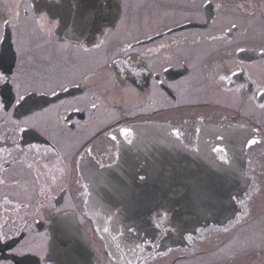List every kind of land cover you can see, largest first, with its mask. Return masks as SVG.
<instances>
[{"label": "flooded vegetation", "instance_id": "1", "mask_svg": "<svg viewBox=\"0 0 264 264\" xmlns=\"http://www.w3.org/2000/svg\"><path fill=\"white\" fill-rule=\"evenodd\" d=\"M157 1L120 0L116 23L94 39L77 42L58 34L59 20L44 10L60 0H0V72L15 75L27 96L24 108L0 111V232L12 237L0 244V264H55L53 224L65 216L84 228L94 264H264L261 244L234 246L236 257L228 262L203 260L216 254L220 243L218 249L232 242L236 226L244 228L241 238L246 239L249 223L259 218L264 222V203L259 215L250 214L256 211L254 195L264 188L258 182L264 173V142L246 148V161L239 159L245 167H230L247 139L257 135L264 141L259 108L264 103V37L248 38L256 22L264 26V0H160L165 21L153 14ZM233 23L237 28L229 32ZM210 69L217 72L215 77ZM222 75L228 78L221 81ZM206 79L211 99H196L198 90L185 97L182 85L198 86ZM15 98L12 82L0 85V102L14 104ZM29 117L36 118L39 128L22 124L21 133L14 122ZM146 123L179 130L192 155L201 145L210 155L217 154L214 147H224L228 167L245 175V204L238 221L197 238L217 239L214 247L202 248L201 242L189 250L123 246L114 258L97 233L85 203L89 196L83 195V186L90 187L84 174L117 161L125 141L119 129ZM107 224L116 231L113 223ZM21 244L32 252L14 255ZM196 253L203 258L200 262L184 261Z\"/></svg>", "mask_w": 264, "mask_h": 264}, {"label": "water", "instance_id": "2", "mask_svg": "<svg viewBox=\"0 0 264 264\" xmlns=\"http://www.w3.org/2000/svg\"><path fill=\"white\" fill-rule=\"evenodd\" d=\"M57 8L54 16L60 18V33L74 40L94 37L120 12L118 0H61ZM130 128L133 142H121L117 161L97 173L88 170L84 174L90 183V210L98 228L108 227V222L116 226V231H100L113 255L119 254L117 241L136 239L137 234L149 241L154 240L149 235L159 236L148 247H180L184 235L227 225L241 214L243 173L232 172L203 145L192 155L172 135L173 129L156 123ZM243 145L233 155L232 169L246 166L239 162L247 156ZM130 220L135 223L131 222L134 232L123 229ZM89 246L84 230L73 218L56 220L51 244L55 264H93Z\"/></svg>", "mask_w": 264, "mask_h": 264}, {"label": "rangeland", "instance_id": "3", "mask_svg": "<svg viewBox=\"0 0 264 264\" xmlns=\"http://www.w3.org/2000/svg\"><path fill=\"white\" fill-rule=\"evenodd\" d=\"M161 4V1L158 0L157 1V6L155 7L154 11H153V14L154 15H157V14H160L161 15V21H165V18L167 17V13L165 12L164 8H162V6L160 5ZM227 18V17H225ZM264 37V26L257 23L255 25H253V28H252V32L248 35V38H262ZM210 51V49L207 50V52ZM215 74H217L216 71H213L212 69H210L209 71V75L210 76H214L215 77ZM204 79V77H202ZM202 80V79H201ZM209 85H210V80H205V83H202L198 86H189L188 84H184L182 85V91L184 92L185 94V97L186 98H191V94L198 90L200 91L199 92V97H197L196 99H201V100H208V99H211L212 97V94L209 92ZM192 92V93H190ZM251 112H255L256 113V109L255 107H251ZM261 113H264V110H261ZM262 154H263V159H264V148L262 150ZM263 168H264V162H263ZM255 176V175H254ZM260 181H263L264 182V173L263 175L259 178L258 182ZM263 194H264V188L262 190L259 191V194H256L254 195V200L251 201L252 205H255L256 207V211L253 210V212H251L250 214H253L254 212L255 213H258L259 209L262 207V204L264 203V198H263ZM258 202L260 205H258ZM248 215V220L250 221L252 216L251 215ZM260 213H258L259 215ZM248 220H245V221H248ZM247 227V228H246ZM245 229L246 231H248L247 233V236H246V239L241 238L242 234H241V229H242V232L244 233V228L241 227L240 225L239 226H236L234 229L236 231H238L236 233V235H234V238L232 240V242L224 249H218L220 247V245H218L216 248V254L214 255H211L210 258H206V259H198L199 256L198 253L194 254L192 257H194V259H185L184 261L186 262H193V261H201L202 259L203 260H217V261H231L232 259H234L236 257V250H234V246H237V247H242V244L244 243L245 246H259L260 244L261 245H264V222H262V220L259 218V220H255V221H252L251 223L248 224V226H246ZM186 240L189 241V238H187ZM197 241V242H196ZM196 241L194 242L193 241V244H200L201 242V245L202 248L203 247H206L208 248L209 246L212 248L214 247V245L216 244L217 242V239H212L210 240V237H203L201 239H196ZM242 243V244H241ZM201 251V250H200ZM199 251V252H200ZM197 256V257H195ZM215 256V257H214ZM238 256V254H237Z\"/></svg>", "mask_w": 264, "mask_h": 264}, {"label": "snow or ice", "instance_id": "4", "mask_svg": "<svg viewBox=\"0 0 264 264\" xmlns=\"http://www.w3.org/2000/svg\"><path fill=\"white\" fill-rule=\"evenodd\" d=\"M217 7H219V5H217ZM17 15H18V13H17ZM5 22L6 23H10V21H5ZM236 28H237V25L233 23L231 25V28L228 29V31L231 32L233 29H236ZM213 39H217V37H213ZM239 51L243 52V51H246V49L240 48ZM260 55L262 57H264V49H262ZM227 78L228 77L222 75V76H220L219 79L221 81H224ZM16 81H17V77L15 75L12 76L11 78H9V76H7L5 73L0 72V85H4L5 87H7L8 84L10 82H12L14 84L15 89H16V98H15L14 104L6 105V104L0 102V111H6L8 107H13V108H15L17 110L22 109V108L25 107V104L27 103V96H26V94H22L21 93V85L19 83H16ZM240 87L243 88L244 85H241ZM24 92L26 93L27 89H25ZM53 94L55 95V93H53ZM260 95L264 96V92H261ZM253 99H255V96H253ZM92 107L95 108L96 104H93ZM259 108L261 110H264V103H260L259 104ZM14 123H16V128L21 133H23L25 131V128L21 127L22 124L23 125H28L29 127H32V128H39V122L36 120L35 117H29L28 119H25V120L20 121V122H14ZM118 131H119L120 135H122L124 137V140L128 144H132L133 141L129 138L132 135L131 129H129V128H121ZM252 131H253V133H256V134L259 133V129H253ZM197 132H199V129H197ZM172 135H174L177 138V140H179L180 137H181L180 131L176 130V129H173ZM111 139L113 141H116L117 140V136L113 134V135H111ZM219 139L222 140L223 137H219ZM262 142H264V141H261L260 139H258L257 135H253L251 138L247 139L244 142L243 147H246V148L250 149L252 146L257 145V144L262 143ZM213 151L218 154V158L221 161H224L225 163L228 162L227 161V152H226V149L224 147L218 145V146L213 148ZM91 152H92L91 149L87 150V153H88L89 156H91ZM100 167L102 168V167H104V165L100 164ZM141 179H143V177H141ZM83 195H85V196H90L91 195V193L88 190V185H84L83 186ZM85 203L87 204L89 202L87 200H85ZM157 227H159V225H157ZM225 230H227V229H225ZM97 231L98 232L102 231L104 233H108L109 232V228L107 226H104L102 228H98ZM128 231L129 232H134V230L131 229V228L128 229ZM121 235H123V233ZM11 239H12V237L8 236L6 233L0 232V244H5L6 245L7 242L9 240H11ZM137 239L140 242L136 243L134 248H142L144 243H149V241L141 239L138 236V234H137ZM189 239H191V237H189ZM152 243H154V241H152ZM119 247H120V245L117 244V248H119ZM26 248H27L26 244H21L19 247L13 249V254L14 255H18V256H25V255L28 254V252H32L31 248H28L27 252H26ZM33 254L40 255L41 259L44 258L43 253H33ZM127 264H132L131 260H129L127 262Z\"/></svg>", "mask_w": 264, "mask_h": 264}]
</instances>
